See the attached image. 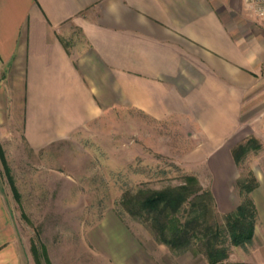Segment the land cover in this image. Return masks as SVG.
Listing matches in <instances>:
<instances>
[{
  "label": "crops",
  "instance_id": "crops-1",
  "mask_svg": "<svg viewBox=\"0 0 264 264\" xmlns=\"http://www.w3.org/2000/svg\"><path fill=\"white\" fill-rule=\"evenodd\" d=\"M257 8L250 0H0V139L46 151L119 106L178 118L207 141L216 210L233 211L231 150L250 135L264 139ZM246 125L254 129L240 136ZM261 178L251 193L253 238L220 264H264ZM1 190L0 264H31ZM89 240L114 264H165L164 247L137 240L113 216Z\"/></svg>",
  "mask_w": 264,
  "mask_h": 264
},
{
  "label": "rangeland",
  "instance_id": "rangeland-1",
  "mask_svg": "<svg viewBox=\"0 0 264 264\" xmlns=\"http://www.w3.org/2000/svg\"><path fill=\"white\" fill-rule=\"evenodd\" d=\"M253 129L242 126L240 136ZM195 130L178 118L153 120L141 111L119 106L103 114L89 131L46 151L33 152L9 135L0 139L9 169L7 175L0 159L1 192L31 264H35L32 247L41 264H46L44 251L51 264H114L89 240L108 216L120 221L137 240L164 247L159 249L165 264H208L202 253L194 251L198 247L173 252L159 244L120 204L127 192L174 187L186 175L197 178L211 192L215 182L209 168L212 159L205 156L207 141ZM251 137L260 148L249 150L238 164L233 160L231 196L239 204L238 181L248 172L264 180V139L250 135L233 148Z\"/></svg>",
  "mask_w": 264,
  "mask_h": 264
},
{
  "label": "trees",
  "instance_id": "trees-1",
  "mask_svg": "<svg viewBox=\"0 0 264 264\" xmlns=\"http://www.w3.org/2000/svg\"><path fill=\"white\" fill-rule=\"evenodd\" d=\"M260 144L251 137L232 150L238 164L249 150H257ZM0 159L4 170L9 169L0 145ZM9 182L16 190L12 179ZM258 182L251 172L237 182L241 202L235 210L219 215L212 193L204 190L192 175L184 176V182L174 187L159 190L139 189L127 192L121 206L135 220L142 222L154 239L173 252L189 250L202 253L208 264H219L229 256L231 247L245 246L253 238L257 217L251 193ZM31 253L35 264H41L34 247ZM46 264H51L44 251Z\"/></svg>",
  "mask_w": 264,
  "mask_h": 264
},
{
  "label": "built area",
  "instance_id": "built-area-1",
  "mask_svg": "<svg viewBox=\"0 0 264 264\" xmlns=\"http://www.w3.org/2000/svg\"><path fill=\"white\" fill-rule=\"evenodd\" d=\"M252 3L257 5V16L264 20V0H250Z\"/></svg>",
  "mask_w": 264,
  "mask_h": 264
}]
</instances>
